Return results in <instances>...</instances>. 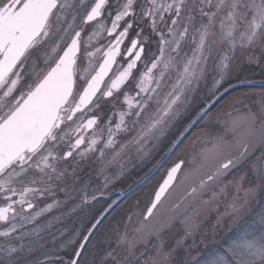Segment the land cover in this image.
I'll list each match as a JSON object with an SVG mask.
<instances>
[{"label": "snow or ice", "instance_id": "snow-or-ice-1", "mask_svg": "<svg viewBox=\"0 0 264 264\" xmlns=\"http://www.w3.org/2000/svg\"><path fill=\"white\" fill-rule=\"evenodd\" d=\"M244 62L264 0H0V264H264Z\"/></svg>", "mask_w": 264, "mask_h": 264}, {"label": "trees", "instance_id": "trees-1", "mask_svg": "<svg viewBox=\"0 0 264 264\" xmlns=\"http://www.w3.org/2000/svg\"><path fill=\"white\" fill-rule=\"evenodd\" d=\"M244 79H250L252 81H260L262 79H264V67H249V66H243L240 69V72L238 74V78L236 80V82L231 83L235 84L240 82V80H244ZM248 88L250 87H242L239 89L234 90V92H243L246 91ZM119 190V187L117 188V191ZM66 209H61V210H53L52 214H59L60 211H65ZM65 223H70V221H65Z\"/></svg>", "mask_w": 264, "mask_h": 264}, {"label": "rangeland", "instance_id": "rangeland-1", "mask_svg": "<svg viewBox=\"0 0 264 264\" xmlns=\"http://www.w3.org/2000/svg\"><path fill=\"white\" fill-rule=\"evenodd\" d=\"M243 66L259 67L260 65L244 62V63H242V64L240 65V67H239V68L236 70V72L234 73V76H235V77L238 78V74H239V72H240V69H241ZM237 78L232 79V80L230 81V83H234V82H236ZM240 88H242V87H240ZM238 89H239V88H238ZM235 90H236V89H235ZM239 92H240V91H239ZM239 92H237V93H239ZM179 194H180V190L177 189V191H176V193H175L174 195H177V196H178ZM217 238H219V237H217Z\"/></svg>", "mask_w": 264, "mask_h": 264}, {"label": "water", "instance_id": "water-1", "mask_svg": "<svg viewBox=\"0 0 264 264\" xmlns=\"http://www.w3.org/2000/svg\"><path fill=\"white\" fill-rule=\"evenodd\" d=\"M232 86H233V90H234V89H237V88H240V87H253V86L258 87L259 85L258 84H256V85H249V84L237 83V84H234Z\"/></svg>", "mask_w": 264, "mask_h": 264}]
</instances>
